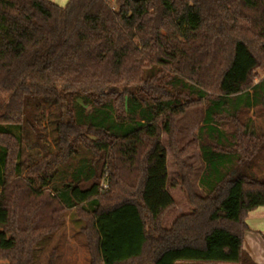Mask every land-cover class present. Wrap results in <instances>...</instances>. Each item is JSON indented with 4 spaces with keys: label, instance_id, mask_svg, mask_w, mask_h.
Instances as JSON below:
<instances>
[{
    "label": "trees",
    "instance_id": "obj_1",
    "mask_svg": "<svg viewBox=\"0 0 264 264\" xmlns=\"http://www.w3.org/2000/svg\"><path fill=\"white\" fill-rule=\"evenodd\" d=\"M263 70L264 0H0V264H33L70 210L90 264H258L264 127L241 113L264 111ZM163 133L192 205L168 228ZM197 150L204 196L183 160Z\"/></svg>",
    "mask_w": 264,
    "mask_h": 264
},
{
    "label": "rangeland",
    "instance_id": "obj_2",
    "mask_svg": "<svg viewBox=\"0 0 264 264\" xmlns=\"http://www.w3.org/2000/svg\"><path fill=\"white\" fill-rule=\"evenodd\" d=\"M61 6H65L68 0H53ZM264 70L258 72V76H263ZM205 116V105L191 107L176 121V139L178 148L181 149L191 142L196 136L199 127ZM244 120L252 119L258 127H264V111L260 107L244 110L241 113ZM163 121V120H162ZM223 129L231 131L229 125ZM162 142L167 152V169L169 181H174L176 186L170 187L169 191L175 201V206L165 214L162 225L170 227L174 220L183 214L190 213L192 205L188 193L180 181V170L177 166L175 156L169 146V139L166 133L162 134ZM261 163L256 169L257 176L264 174V151L261 155ZM184 162L194 168L192 186L194 191L204 196V191L199 186V177L204 167L200 157V152L192 151L183 158ZM107 189V188H106ZM61 227L52 235L45 237L35 246V259L33 264H49L51 255L56 264H90V255L86 245V237L82 231L85 222L80 220L74 210L66 212L61 219Z\"/></svg>",
    "mask_w": 264,
    "mask_h": 264
},
{
    "label": "crops",
    "instance_id": "obj_3",
    "mask_svg": "<svg viewBox=\"0 0 264 264\" xmlns=\"http://www.w3.org/2000/svg\"><path fill=\"white\" fill-rule=\"evenodd\" d=\"M246 223L249 230L245 234L244 249L258 264H264V206L251 211Z\"/></svg>",
    "mask_w": 264,
    "mask_h": 264
},
{
    "label": "built area",
    "instance_id": "obj_4",
    "mask_svg": "<svg viewBox=\"0 0 264 264\" xmlns=\"http://www.w3.org/2000/svg\"><path fill=\"white\" fill-rule=\"evenodd\" d=\"M104 188L106 189V188H107V186H106V185H104Z\"/></svg>",
    "mask_w": 264,
    "mask_h": 264
}]
</instances>
